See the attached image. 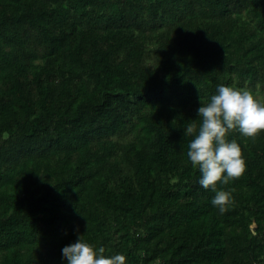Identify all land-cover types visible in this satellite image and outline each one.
I'll return each mask as SVG.
<instances>
[{
	"label": "trees",
	"instance_id": "16d2710c",
	"mask_svg": "<svg viewBox=\"0 0 264 264\" xmlns=\"http://www.w3.org/2000/svg\"><path fill=\"white\" fill-rule=\"evenodd\" d=\"M221 83L264 102V0H0V264H264V132L224 213L187 156Z\"/></svg>",
	"mask_w": 264,
	"mask_h": 264
},
{
	"label": "clouds",
	"instance_id": "9594fccd",
	"mask_svg": "<svg viewBox=\"0 0 264 264\" xmlns=\"http://www.w3.org/2000/svg\"><path fill=\"white\" fill-rule=\"evenodd\" d=\"M197 109L200 123L190 122L185 135L190 136L187 156L201 176L199 183L216 190L217 182L228 183L230 178L239 177L246 169L242 149L236 139H229L230 129H238L241 135L255 138L264 132V102L252 90L217 85V90ZM231 194L216 190L212 204L224 213L231 202ZM104 247L97 248L82 234L62 248L65 264H126L123 253L104 255Z\"/></svg>",
	"mask_w": 264,
	"mask_h": 264
},
{
	"label": "bare ground",
	"instance_id": "6f19581e",
	"mask_svg": "<svg viewBox=\"0 0 264 264\" xmlns=\"http://www.w3.org/2000/svg\"><path fill=\"white\" fill-rule=\"evenodd\" d=\"M164 15V14H163Z\"/></svg>",
	"mask_w": 264,
	"mask_h": 264
}]
</instances>
